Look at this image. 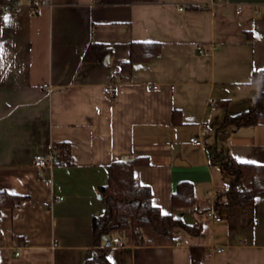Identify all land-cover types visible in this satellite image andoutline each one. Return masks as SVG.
Instances as JSON below:
<instances>
[{"label":"crops","instance_id":"obj_1","mask_svg":"<svg viewBox=\"0 0 264 264\" xmlns=\"http://www.w3.org/2000/svg\"><path fill=\"white\" fill-rule=\"evenodd\" d=\"M19 1L0 15V192L27 199L0 214V264H85L104 247L111 264H264V196L207 218L230 186L222 157L264 165V118L223 125L262 90L253 75L264 70V0H51L37 12ZM91 42L111 47L104 63L83 60ZM134 42L161 54L118 78ZM59 143L70 147L63 162L36 168ZM125 157L144 161L135 176L162 213L188 226L202 218L199 234L95 245L100 189ZM182 182L196 203L177 210Z\"/></svg>","mask_w":264,"mask_h":264},{"label":"trees","instance_id":"obj_2","mask_svg":"<svg viewBox=\"0 0 264 264\" xmlns=\"http://www.w3.org/2000/svg\"><path fill=\"white\" fill-rule=\"evenodd\" d=\"M15 0H0L11 3ZM1 15V13H0ZM112 54L109 45L91 42L83 60L85 62L104 63L105 57ZM161 54L159 43L134 42L131 44V55L117 77L130 73L136 63L149 62ZM117 78V80H118ZM114 78V81L117 82ZM253 84L262 88L254 98L248 110L227 116L224 126L241 128L259 124L264 118V70L255 72ZM55 148L60 152L57 164L62 163L70 153L67 143H59ZM230 176V186L227 191L218 195L215 207L253 206L258 196H264V165L243 163L233 156L227 155L219 160ZM144 163L141 158L133 161L122 160L114 162L109 167V181L100 189L101 198L105 204V213L94 219L95 245L100 246L103 239L118 235H129L136 243L143 244L154 240L173 241L176 228H185L192 234H199L203 220L198 219L193 226L186 225L176 215L162 213L153 203L152 190L140 183L135 176V167ZM26 197L0 192V214L5 209L19 208ZM196 203L193 185L189 182L179 184L173 195L174 208L193 207ZM108 248L104 247L85 264H111ZM193 264H199L195 258Z\"/></svg>","mask_w":264,"mask_h":264},{"label":"built area","instance_id":"obj_3","mask_svg":"<svg viewBox=\"0 0 264 264\" xmlns=\"http://www.w3.org/2000/svg\"><path fill=\"white\" fill-rule=\"evenodd\" d=\"M219 1H224V0H219ZM51 3V0H28L27 5L33 12L39 11V9L42 6L49 5ZM22 7V4L19 0H15L11 3H2L0 2V13L1 14H7V13H17ZM183 10V8H181ZM240 11V8H239ZM107 94L110 99L115 100V95L112 92V89L110 87L107 88ZM191 142L194 143L197 146H202L204 145V142L201 138L199 137H194L191 139ZM59 157V151L56 150V148H53L52 151L47 154V155H38L35 160V167L38 169H52ZM63 197H57L54 198L52 201H47L45 203L46 206H51L53 201H61L63 200ZM207 218L213 219L215 221H221L222 217L218 215L216 207L213 205L209 211L207 212ZM114 243L120 245L121 240L119 237H115L113 239ZM219 252L223 251V249H219ZM17 255L20 253L17 252Z\"/></svg>","mask_w":264,"mask_h":264},{"label":"snow or ice","instance_id":"obj_4","mask_svg":"<svg viewBox=\"0 0 264 264\" xmlns=\"http://www.w3.org/2000/svg\"><path fill=\"white\" fill-rule=\"evenodd\" d=\"M3 22H4L5 24H9V23H11V18L8 17V16H5V17H3ZM0 48H2V46H0Z\"/></svg>","mask_w":264,"mask_h":264},{"label":"water","instance_id":"obj_5","mask_svg":"<svg viewBox=\"0 0 264 264\" xmlns=\"http://www.w3.org/2000/svg\"><path fill=\"white\" fill-rule=\"evenodd\" d=\"M109 57H106V60L108 59ZM124 160H127V161H133L134 159L131 158V157H125Z\"/></svg>","mask_w":264,"mask_h":264}]
</instances>
